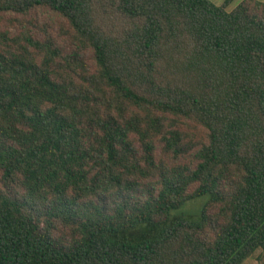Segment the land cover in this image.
<instances>
[{"label": "trees", "instance_id": "trees-1", "mask_svg": "<svg viewBox=\"0 0 264 264\" xmlns=\"http://www.w3.org/2000/svg\"><path fill=\"white\" fill-rule=\"evenodd\" d=\"M233 1L0 0V264H264V2Z\"/></svg>", "mask_w": 264, "mask_h": 264}, {"label": "rangeland", "instance_id": "rangeland-1", "mask_svg": "<svg viewBox=\"0 0 264 264\" xmlns=\"http://www.w3.org/2000/svg\"><path fill=\"white\" fill-rule=\"evenodd\" d=\"M211 3H213L216 6H221L223 5L225 0H209ZM243 0H234L227 6V10H232L234 9L240 2ZM264 2V0H258ZM207 196H202L200 198H197L195 200H191L187 203H185L177 213H197L203 204L206 202ZM261 259L258 257V253H255L251 258L247 259L243 264H261Z\"/></svg>", "mask_w": 264, "mask_h": 264}]
</instances>
